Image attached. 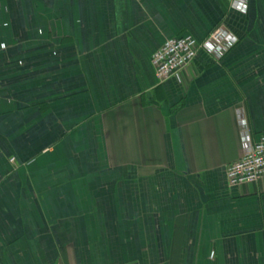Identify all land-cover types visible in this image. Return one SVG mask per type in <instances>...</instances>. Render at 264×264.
<instances>
[{
  "label": "crops",
  "instance_id": "1",
  "mask_svg": "<svg viewBox=\"0 0 264 264\" xmlns=\"http://www.w3.org/2000/svg\"><path fill=\"white\" fill-rule=\"evenodd\" d=\"M0 0V264H264V0ZM224 27L158 82L165 40Z\"/></svg>",
  "mask_w": 264,
  "mask_h": 264
},
{
  "label": "built area",
  "instance_id": "2",
  "mask_svg": "<svg viewBox=\"0 0 264 264\" xmlns=\"http://www.w3.org/2000/svg\"><path fill=\"white\" fill-rule=\"evenodd\" d=\"M231 9L244 13L246 0H226ZM236 38L224 27L214 29L202 42L189 36L174 37L164 41L150 58V64L158 82L170 78L178 79L179 74L194 60L199 50L219 60L236 43ZM241 124V157L227 165L224 176L229 187L264 180V133L257 140L250 137L244 119Z\"/></svg>",
  "mask_w": 264,
  "mask_h": 264
}]
</instances>
